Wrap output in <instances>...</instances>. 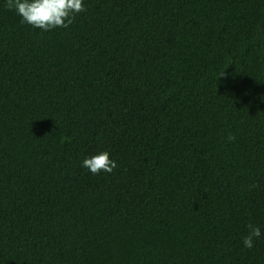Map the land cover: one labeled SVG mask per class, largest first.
<instances>
[{
	"label": "trees",
	"instance_id": "16d2710c",
	"mask_svg": "<svg viewBox=\"0 0 264 264\" xmlns=\"http://www.w3.org/2000/svg\"><path fill=\"white\" fill-rule=\"evenodd\" d=\"M6 4L0 264H264V0Z\"/></svg>",
	"mask_w": 264,
	"mask_h": 264
},
{
	"label": "clouds",
	"instance_id": "9594fccd",
	"mask_svg": "<svg viewBox=\"0 0 264 264\" xmlns=\"http://www.w3.org/2000/svg\"><path fill=\"white\" fill-rule=\"evenodd\" d=\"M6 7L15 10L23 22L44 31L67 28L73 23L75 14L85 10L83 0H7ZM227 140L231 142L235 140V136L229 134ZM83 167L92 174H99L101 171L111 173L117 163L110 158L109 152L103 151L84 159ZM247 228L249 231L243 238V243L250 249L254 238L260 237L261 229L251 223Z\"/></svg>",
	"mask_w": 264,
	"mask_h": 264
}]
</instances>
